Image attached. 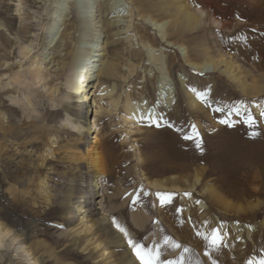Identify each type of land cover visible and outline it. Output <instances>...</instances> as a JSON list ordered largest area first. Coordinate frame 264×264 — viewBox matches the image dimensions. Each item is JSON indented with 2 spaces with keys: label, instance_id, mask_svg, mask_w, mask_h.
<instances>
[{
  "label": "rangeland",
  "instance_id": "rangeland-1",
  "mask_svg": "<svg viewBox=\"0 0 264 264\" xmlns=\"http://www.w3.org/2000/svg\"><path fill=\"white\" fill-rule=\"evenodd\" d=\"M114 1L108 11L103 0H75L76 10L97 24L86 30L89 41L103 15L100 45L107 48L100 58L115 67L105 80L114 101L101 100L99 146L90 152L99 213L84 211L93 177L82 154L86 138L77 140L74 116L62 111L64 76L48 71L59 91L53 100L41 96L40 82L27 96L30 105L19 88H2L14 69L31 63L22 47L32 48L29 56L49 53L64 29L52 16L68 15L55 13L54 0L0 2V224L39 264H260L264 0H153L161 9L134 15L127 34L120 32L125 27H107V18L130 15L128 0ZM118 11L124 12L111 13ZM148 17L165 23L163 30ZM190 63L214 68L202 72ZM162 85L173 90L168 107L158 103ZM78 99L70 113H77ZM131 105L138 119L130 117ZM150 112L155 120L146 117ZM48 124L58 129H36ZM213 230L222 237L216 247ZM129 240L143 247L134 250ZM14 260L0 251V264Z\"/></svg>",
  "mask_w": 264,
  "mask_h": 264
},
{
  "label": "bare ground",
  "instance_id": "bare-ground-1",
  "mask_svg": "<svg viewBox=\"0 0 264 264\" xmlns=\"http://www.w3.org/2000/svg\"><path fill=\"white\" fill-rule=\"evenodd\" d=\"M1 1L3 2V0H0V2ZM31 1L32 3H41L42 0ZM54 1L57 2V5L54 6V9H56L55 13L61 14L62 12H64V14L68 15V17H65L64 19H59L58 16H52L54 20L63 21L62 24L64 25V29L63 31H61L56 43L51 46V49H49L51 51L49 53L46 52L48 53L47 55H45L46 53H44L40 55L33 54L29 56L31 53L30 50H32V48L28 49L27 47L23 46L22 50H25L23 52V56L26 57V59H29L31 63L28 67H23L22 65H20L17 69H14V74L10 77L9 81L2 84V88H19L20 91L22 90V92H24L26 98L25 100H27L30 105L32 101L30 99L28 100L27 96L32 93L31 88L34 85L39 84L40 82L45 83L43 92L39 93V95L41 96L45 95L49 99L53 100L56 96V93L59 91L58 85H53L54 80L52 78L48 79L50 76L48 71H53L57 76H64L65 83L67 84L69 91L67 93V101L62 105V111L66 112V114L69 116H74L72 118L71 125L72 128H74L73 131L77 135V140L81 141L83 138H86L87 145L85 146L84 151H82V154H85L86 159L90 160L88 162L91 166V169L89 171L92 172L91 177H93V179L91 180L92 182L90 183L92 187L89 188L90 193L85 197V199L82 200L83 207L85 208L84 211L99 213L100 207L95 206V204L97 203L100 188V185H98L99 179L96 178L97 174L94 173L96 171L95 169L97 168V163L94 162V157L90 152L92 150L95 151L97 146H99V138L97 136L99 116L101 113L106 112L101 100H103V102L104 99H106V101L108 99L109 102L114 101L111 97V90L105 86V80H108V78L113 76V74L115 73V67L112 63L107 61L103 62L100 58L101 56L106 54L105 50L107 48V44L104 46L100 45V39L102 36L101 30L103 29V22L105 23V20H103V15L100 16V19L98 18V21H96V23L100 22V25L98 26L101 28L97 30V33H93L94 36H91L89 41L86 35V30L91 29V32L89 33H92L94 31V27H97V24H93V18L86 20V16L84 17L83 15H81V12L79 10H76L77 8H75V0ZM63 1H67L69 3V6L63 7ZM128 1L130 2L128 11L130 15L123 16V19H127L122 20L120 19V17L116 16L113 19L107 18V27L111 25L125 27L123 28L125 30H121L120 32L127 34L129 32V29L132 27L131 23L133 20L132 17L134 15H140V11H147L153 7H156L159 10L161 9L160 4H152L153 0ZM114 4V0H103V6L105 8L107 6L108 11L114 9ZM123 12L118 11L111 13L117 15ZM71 14H73V16H71ZM145 20L148 21V23L151 24L155 29L163 30V26L165 23H161L150 17ZM26 27V24H21L18 30L24 31ZM95 37H97L96 42H98L96 45L94 44ZM50 42L51 44L54 42V37L50 40ZM168 43L169 45L172 44L171 42ZM178 47L182 50L181 46ZM51 53L53 54V56L50 57L47 61V58ZM190 65L193 68L200 69L202 72L208 71L211 69V67H213L209 63H190ZM1 77L3 76H0V79ZM103 83L104 85H102ZM169 90H164V86L162 85L160 92L158 93V103L165 104L167 105L166 107L171 104L173 96V90ZM162 92L166 93L165 95L168 94V96L164 98L163 96H161ZM75 96L79 97V106L75 109L77 113H70L73 110V98ZM25 100L21 102V106L26 108L27 102ZM128 109L127 110L132 119H138L142 115L140 114L141 112L139 113L135 111V109L137 108H135V106L133 105L129 106ZM146 111L147 110L144 111V114ZM146 117L151 121L156 119V116L152 113L149 116L147 115ZM47 127L53 130L58 129L56 125L49 124L42 125V127L36 129H38L39 131H46ZM75 210H77V208ZM75 210L73 211L71 218L77 217V212ZM21 240L22 239L19 238L17 234L11 232V229H4L0 224V251H4V253L9 255L11 259L14 258L15 260L13 262H15V264H39V260L33 257L32 253L27 250V247L24 246ZM2 256H4V254H2Z\"/></svg>",
  "mask_w": 264,
  "mask_h": 264
},
{
  "label": "snow or ice",
  "instance_id": "snow-or-ice-1",
  "mask_svg": "<svg viewBox=\"0 0 264 264\" xmlns=\"http://www.w3.org/2000/svg\"><path fill=\"white\" fill-rule=\"evenodd\" d=\"M217 111H221V109H217ZM261 115L264 116V113H261ZM246 122L249 123V124H251L254 121H253V118L252 117H248V120ZM221 123H228V121L227 120H221ZM193 130H194V126H193ZM195 135L198 136L199 133L196 132ZM184 138L185 139H192L193 137L192 136H185ZM196 147L197 148L200 147L199 142L196 143ZM165 195H170V194H165ZM186 195H188V194H186ZM162 202H168V201H165V200L162 199ZM213 232H214V236H213V238L211 240V243H212V246L213 247H216L219 242H222V237L219 235V231L218 230H213ZM200 235H203V234H200ZM128 242H129V244L133 245L134 250L143 247V245L134 244L133 241H131V240H129ZM165 243L166 244L168 243V238H165ZM173 247H180V245L179 244H174ZM185 251H187V249H185ZM148 252H149V254H151L152 250L149 249ZM137 255L139 256L140 253L137 252ZM146 264H154V261L149 260V261L146 262ZM169 264H171V262H169ZM260 264H264V260H261L260 261Z\"/></svg>",
  "mask_w": 264,
  "mask_h": 264
}]
</instances>
